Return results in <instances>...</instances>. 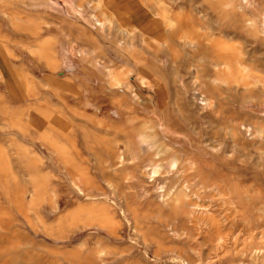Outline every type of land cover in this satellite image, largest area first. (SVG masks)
Masks as SVG:
<instances>
[{"label": "rangeland", "instance_id": "374dc122", "mask_svg": "<svg viewBox=\"0 0 264 264\" xmlns=\"http://www.w3.org/2000/svg\"><path fill=\"white\" fill-rule=\"evenodd\" d=\"M225 1L0 0V264H264V0Z\"/></svg>", "mask_w": 264, "mask_h": 264}, {"label": "bare ground", "instance_id": "6f19581e", "mask_svg": "<svg viewBox=\"0 0 264 264\" xmlns=\"http://www.w3.org/2000/svg\"><path fill=\"white\" fill-rule=\"evenodd\" d=\"M225 1V0H224ZM226 2V1H225ZM225 2H223V3H225ZM250 3V2H249ZM207 4V3H206ZM224 5V4H223ZM221 7V6H220ZM121 15V14H120ZM256 20V19H255ZM258 21V20H257ZM260 21V20H259ZM161 23H162V27L164 26L165 27V20H164V18H162V20H161ZM260 23V22H259ZM253 24V23H252ZM251 24V25H252ZM155 31H156V35L158 36V35H164V33L162 32V29H161V27L159 28L158 26H157V24H155ZM159 26H160V24H159ZM259 26V25H258ZM145 27H146V29L147 28H150V29H148V31H150L151 30V27H152V25L150 24V23H145ZM158 27V28H157ZM249 27V26H248ZM247 27V28H248ZM260 27V26H259ZM262 27V26H261ZM260 27V28H261ZM262 28H264V24H263V27ZM181 29V28H180ZM256 30V29H255ZM222 31V30H221ZM221 31H220V33H221ZM223 32V31H222ZM257 32V31H256ZM259 32V31H258ZM261 32V31H260ZM158 33V34H157ZM167 35V34H166ZM161 37V36H160ZM187 40V39H186ZM198 40V39H197ZM192 43H194V42H192ZM215 43V42H214ZM196 44V43H195ZM206 44V43H205ZM244 70V69H243ZM141 145H143V144H141ZM150 146V145H149ZM142 147H144V148H146L145 146H142ZM148 147V146H147ZM148 149V148H147ZM143 150H145V149H143ZM141 151V150H140ZM184 164V163H183ZM166 170V169H165ZM167 175H168V173H167ZM193 211H194V209H193ZM193 213V212H192ZM204 221V220H203Z\"/></svg>", "mask_w": 264, "mask_h": 264}, {"label": "crops", "instance_id": "0c3cea01", "mask_svg": "<svg viewBox=\"0 0 264 264\" xmlns=\"http://www.w3.org/2000/svg\"><path fill=\"white\" fill-rule=\"evenodd\" d=\"M78 7H79V6H78ZM75 11H77V10H76L74 7H71V12H72V13H75ZM123 11H124V10H123ZM77 15L82 16V14H81V13H78V12H77ZM77 19H78V18H77ZM81 22H82L84 28H86V29L91 28V25L89 24V22H88L85 18H83V16H82ZM102 26H103V25H100V24H99V27H100V28H102ZM70 50H73V47L70 48ZM72 74H75V71H72Z\"/></svg>", "mask_w": 264, "mask_h": 264}]
</instances>
